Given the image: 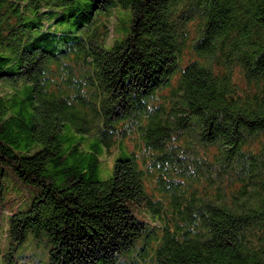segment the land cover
<instances>
[{"label":"trees","instance_id":"trees-1","mask_svg":"<svg viewBox=\"0 0 264 264\" xmlns=\"http://www.w3.org/2000/svg\"><path fill=\"white\" fill-rule=\"evenodd\" d=\"M6 172L0 264H264V0H0Z\"/></svg>","mask_w":264,"mask_h":264},{"label":"rangeland","instance_id":"rangeland-1","mask_svg":"<svg viewBox=\"0 0 264 264\" xmlns=\"http://www.w3.org/2000/svg\"><path fill=\"white\" fill-rule=\"evenodd\" d=\"M130 18V7L122 6L119 3H116V5L112 7V35L110 36V43L116 40H122L127 35ZM125 143L128 149L136 148L133 142L129 139H125ZM117 155V148L113 147L110 153H106V161L103 162L112 168L113 160ZM108 174L109 172L106 174L103 173L100 177L105 178ZM146 183V189L153 195V197L156 198L163 196L154 186V182L150 176L146 180ZM31 193V186L21 182L10 172L5 173L4 188L2 193H0V262L2 261V253L6 250V246L9 242L6 234L8 215L17 208L25 207L29 201ZM144 210L145 209L141 208V212ZM17 251L33 253L35 256L41 257L42 260H46L48 256V248L44 246V241L36 240L32 237L31 233H28L25 242L19 245ZM42 253L43 255H41Z\"/></svg>","mask_w":264,"mask_h":264}]
</instances>
